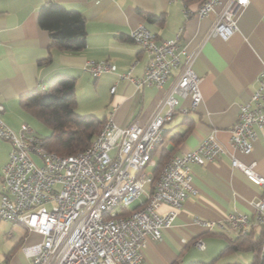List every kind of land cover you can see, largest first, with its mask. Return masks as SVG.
<instances>
[{"label": "crops", "instance_id": "1", "mask_svg": "<svg viewBox=\"0 0 264 264\" xmlns=\"http://www.w3.org/2000/svg\"><path fill=\"white\" fill-rule=\"evenodd\" d=\"M47 1L59 2L67 9L77 10L86 20L87 44L80 51H67L52 45L48 30L38 21L39 9ZM203 0H0V101L2 117L14 129L28 122L27 111L21 106V96L42 92L58 75L76 78V111L94 114L98 119L112 117L121 126L134 121L145 124L154 111L178 70L159 87L137 86L122 77L132 70L142 75L149 54L130 37L140 23L155 34L157 41L173 38L182 28L180 44L188 49L199 48L193 64L201 76L202 101L188 112L178 111L165 124V141L152 156L150 170L159 161L197 147L213 129L242 162L254 163V169L264 175V141L259 134L251 153L233 149L230 129L236 122L239 104L249 101L258 87L259 74L264 67V0H248L239 12L238 28L228 39L209 36L215 12L199 16ZM227 0L216 5L220 9ZM185 6L190 9L186 15ZM150 15V16H149ZM89 60H107L115 64L114 71L94 76L86 67ZM115 86V90L111 88ZM191 104L189 97L180 107ZM1 139V138H0ZM4 159L0 165V198L3 191L2 167L9 157L11 142H0ZM196 194H190L178 210L172 227L163 232L162 240L148 238L139 264H188L195 260L210 261L217 257L226 243L238 233L207 230L195 218L226 221L229 214L245 212L253 216V202L261 196V187L239 168L232 167L231 156L224 155L206 164H190ZM163 204L160 210H166ZM10 221V220H0ZM12 222V221H11ZM13 223V222H12ZM13 225H16L13 223ZM263 224L251 230L257 235ZM25 238L9 251L3 264H32L22 246L41 240L27 228ZM201 237L206 243L201 250L193 245ZM31 239H36L28 242ZM7 256V255H6ZM222 264L253 259V252L241 250L220 257ZM218 258L217 261L220 260Z\"/></svg>", "mask_w": 264, "mask_h": 264}, {"label": "built area", "instance_id": "2", "mask_svg": "<svg viewBox=\"0 0 264 264\" xmlns=\"http://www.w3.org/2000/svg\"><path fill=\"white\" fill-rule=\"evenodd\" d=\"M220 2L203 0L197 14L203 17L215 12L208 35L228 39L238 28L239 12L248 0H227L216 10ZM185 11L189 16L187 6ZM181 30L161 41L143 23L131 30V39L149 54V62L142 75L130 70L122 77L137 86L162 87L175 69L178 73L145 124L134 121L121 126L108 117L84 150L71 154L48 150L28 122L14 129L4 120L0 101V138L11 142L2 167L0 220L21 224L42 236L22 246L32 264H139L148 238L162 240L184 201L198 192L190 164H206L224 155L231 156L232 167L261 187L260 198L253 202V216L234 212L225 222L207 218H195V222L209 231L231 229L238 234L264 224V175L255 171V162L247 164L236 157L216 129L197 147L171 156L158 173L147 170L153 153L165 141V124L179 110L188 112L202 101L203 78L193 68L199 48L180 44ZM86 67L96 77L116 69L107 60H89ZM187 97L191 104L180 107ZM259 134L264 141V67L249 101L239 104L230 144L251 153ZM163 204L168 208L162 211ZM193 245L201 250L206 247L201 237Z\"/></svg>", "mask_w": 264, "mask_h": 264}, {"label": "trees", "instance_id": "3", "mask_svg": "<svg viewBox=\"0 0 264 264\" xmlns=\"http://www.w3.org/2000/svg\"><path fill=\"white\" fill-rule=\"evenodd\" d=\"M150 16V15H149ZM38 21L48 30L52 45L62 50L80 51L87 44L86 20L77 10L67 9L55 1L43 3L39 9ZM76 78L69 75L56 76L42 92H29L21 96V106L28 113L49 125L50 135L43 137V145L60 154H71L86 149L99 133L105 120L94 114H80L76 111ZM154 167L156 173L162 168V161ZM250 250V262L226 264H264V224L259 234L253 230L237 234L210 261L195 260L188 264H216V260L235 251ZM7 254L5 260H8Z\"/></svg>", "mask_w": 264, "mask_h": 264}, {"label": "rangeland", "instance_id": "4", "mask_svg": "<svg viewBox=\"0 0 264 264\" xmlns=\"http://www.w3.org/2000/svg\"><path fill=\"white\" fill-rule=\"evenodd\" d=\"M28 123L34 129V131L41 137L50 135L52 129L49 125L44 123L41 119H38L31 113H27ZM27 122V121H26ZM0 142H4V139H0ZM4 159V150L0 146V165ZM151 168L148 167L147 170ZM49 206V205H48ZM25 227L21 224L13 225L11 221H0V264H3L6 255L12 249V247L19 241V239L25 238L26 231ZM36 239H31V242ZM224 259V258H223ZM223 259L217 261V264H222Z\"/></svg>", "mask_w": 264, "mask_h": 264}, {"label": "water", "instance_id": "5", "mask_svg": "<svg viewBox=\"0 0 264 264\" xmlns=\"http://www.w3.org/2000/svg\"><path fill=\"white\" fill-rule=\"evenodd\" d=\"M263 254H264V252H263ZM260 264H263V256H262V260H261Z\"/></svg>", "mask_w": 264, "mask_h": 264}]
</instances>
